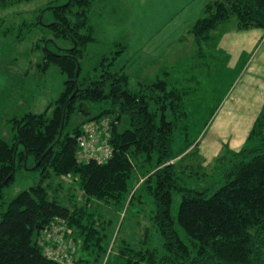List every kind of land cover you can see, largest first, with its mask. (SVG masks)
<instances>
[{"label": "trees", "instance_id": "obj_1", "mask_svg": "<svg viewBox=\"0 0 264 264\" xmlns=\"http://www.w3.org/2000/svg\"><path fill=\"white\" fill-rule=\"evenodd\" d=\"M33 1L0 0V11ZM48 1L38 10L36 25L43 24L61 46L57 51L44 47L39 67L56 66L65 78L63 90L50 115L46 110L13 117L10 141L0 140V202L18 170L40 176L38 184L7 205L0 203V264H62L44 252L57 247L60 235L73 264H97V255L107 252L103 242L108 236L96 224L93 202L109 204L115 212L143 198L153 203L150 222L160 245L145 248V234L139 247L125 244L105 264H264V109L239 151L225 145L204 166L198 143L187 136L189 90L184 87L202 78L197 69L204 65L227 69L218 44L231 19L238 31L264 30V0H214L204 6V16L187 31L200 77H185V83L171 78L163 66L152 79L132 83L119 65L124 43L83 74L80 62L94 42L96 0ZM43 13L52 21L44 24ZM103 121L110 157L102 163L80 160L84 127ZM69 178L83 197L72 209L55 195L57 188L50 195L51 186L45 184L55 179L63 188L61 180Z\"/></svg>", "mask_w": 264, "mask_h": 264}, {"label": "rangeland", "instance_id": "obj_2", "mask_svg": "<svg viewBox=\"0 0 264 264\" xmlns=\"http://www.w3.org/2000/svg\"><path fill=\"white\" fill-rule=\"evenodd\" d=\"M211 1L214 0H96L91 12L94 42L88 44L80 62L83 74L91 70L100 56L115 52L117 43H124L127 49L119 65L131 75L132 83L152 79L162 66L168 69L171 78L185 83V77L197 74L191 60L195 44L187 31L204 16L203 8ZM48 3V0H35L0 11V140L10 141V120L13 117L25 113L40 114L46 110L50 115L63 90L65 78L56 66H50L46 71L39 67L44 47L57 51L61 46L59 41L55 44L43 24L36 25L38 10ZM43 14L44 24L52 21L50 15ZM230 22L228 27H233L236 20L233 18ZM209 64L211 70L205 65L202 70L197 69L202 73L200 80L184 84L189 90L186 98L187 136L202 145L212 140L213 117L208 121L209 116L213 107L233 89L237 73L220 65L213 69ZM197 77L200 76L197 74ZM185 135L181 132L180 137ZM39 181L38 172L27 168L18 170L14 184L4 189L0 203L7 205L16 195ZM61 182L63 188L55 179L46 180L45 184L51 186L50 195L57 188L55 195L64 206L72 209L74 204H81L82 193L72 179H62ZM133 183L136 188V178ZM142 200L143 203L134 201L128 209L125 206L115 212L109 204L93 202L91 212L95 214L96 224L98 228L103 225L108 236L103 242L106 254L92 255H97V264L113 259L125 244L139 247L145 234L149 235L145 248L160 245V238L150 222L153 203L146 198ZM176 205L175 201V208ZM62 238H57V246L65 243Z\"/></svg>", "mask_w": 264, "mask_h": 264}, {"label": "crops", "instance_id": "obj_3", "mask_svg": "<svg viewBox=\"0 0 264 264\" xmlns=\"http://www.w3.org/2000/svg\"><path fill=\"white\" fill-rule=\"evenodd\" d=\"M218 48L226 58V67L236 70L233 88L224 97L213 116V137L198 143L199 155L209 164L227 145L239 151L256 118L264 109V30H221Z\"/></svg>", "mask_w": 264, "mask_h": 264}, {"label": "built area", "instance_id": "obj_4", "mask_svg": "<svg viewBox=\"0 0 264 264\" xmlns=\"http://www.w3.org/2000/svg\"><path fill=\"white\" fill-rule=\"evenodd\" d=\"M108 123L103 121L99 124L91 123L84 127V135L80 138V160L105 162L111 155V147L108 143ZM57 232V231H55ZM60 235L58 238H61ZM58 240V239H57ZM45 255L48 258L60 261L62 264H72V260L65 246L61 244L56 248L45 247Z\"/></svg>", "mask_w": 264, "mask_h": 264}]
</instances>
